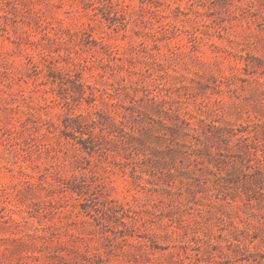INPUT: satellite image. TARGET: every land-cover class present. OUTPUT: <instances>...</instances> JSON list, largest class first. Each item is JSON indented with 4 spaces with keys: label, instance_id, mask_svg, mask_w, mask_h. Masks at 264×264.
<instances>
[{
    "label": "rangeland",
    "instance_id": "rangeland-1",
    "mask_svg": "<svg viewBox=\"0 0 264 264\" xmlns=\"http://www.w3.org/2000/svg\"><path fill=\"white\" fill-rule=\"evenodd\" d=\"M0 264H264V0H0Z\"/></svg>",
    "mask_w": 264,
    "mask_h": 264
},
{
    "label": "trees",
    "instance_id": "trees-1",
    "mask_svg": "<svg viewBox=\"0 0 264 264\" xmlns=\"http://www.w3.org/2000/svg\"><path fill=\"white\" fill-rule=\"evenodd\" d=\"M84 147H85V148H90V147H88L87 145H86V146L84 145Z\"/></svg>",
    "mask_w": 264,
    "mask_h": 264
}]
</instances>
